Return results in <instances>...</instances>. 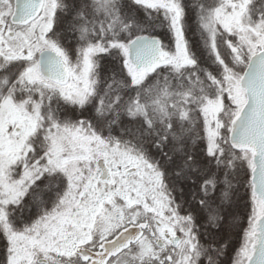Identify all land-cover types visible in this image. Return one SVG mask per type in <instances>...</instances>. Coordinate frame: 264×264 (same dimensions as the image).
<instances>
[{
	"label": "snow or ice",
	"instance_id": "obj_1",
	"mask_svg": "<svg viewBox=\"0 0 264 264\" xmlns=\"http://www.w3.org/2000/svg\"><path fill=\"white\" fill-rule=\"evenodd\" d=\"M0 264H264V0H0Z\"/></svg>",
	"mask_w": 264,
	"mask_h": 264
}]
</instances>
